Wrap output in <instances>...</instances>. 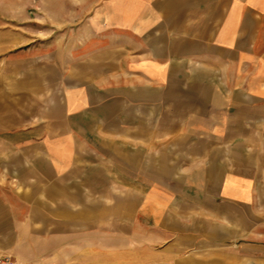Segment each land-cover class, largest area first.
I'll use <instances>...</instances> for the list:
<instances>
[{
	"label": "crops",
	"instance_id": "crops-1",
	"mask_svg": "<svg viewBox=\"0 0 264 264\" xmlns=\"http://www.w3.org/2000/svg\"><path fill=\"white\" fill-rule=\"evenodd\" d=\"M0 255L264 264V0H0Z\"/></svg>",
	"mask_w": 264,
	"mask_h": 264
},
{
	"label": "built area",
	"instance_id": "built-area-1",
	"mask_svg": "<svg viewBox=\"0 0 264 264\" xmlns=\"http://www.w3.org/2000/svg\"><path fill=\"white\" fill-rule=\"evenodd\" d=\"M0 264H26V263L17 262L9 255H0Z\"/></svg>",
	"mask_w": 264,
	"mask_h": 264
}]
</instances>
